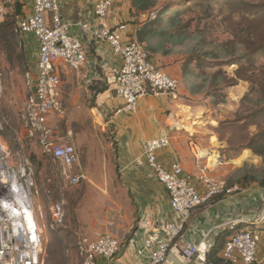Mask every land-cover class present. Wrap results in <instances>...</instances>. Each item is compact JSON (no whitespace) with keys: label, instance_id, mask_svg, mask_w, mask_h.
I'll list each match as a JSON object with an SVG mask.
<instances>
[{"label":"crops","instance_id":"1","mask_svg":"<svg viewBox=\"0 0 264 264\" xmlns=\"http://www.w3.org/2000/svg\"><path fill=\"white\" fill-rule=\"evenodd\" d=\"M13 1H16L22 14L18 15V18L33 11V0ZM59 1L63 19L71 24L73 33L84 38L81 24H94V9L99 0ZM112 1L109 22L113 25L127 24V39L144 44L154 65L177 78L180 86L178 98L166 95L143 97L136 112L121 111L124 100L117 95L113 86L108 85L107 89L96 97V111L100 118L103 117L104 130L108 128L109 137L112 138V141L106 144L107 152L98 153V159L104 162L110 178L113 179L108 186L124 189L132 206L126 229L113 233L122 244L121 252L112 259L99 258L98 264H150L151 252L145 248V241L151 231L147 223L148 215L157 222L178 219L164 185L149 175L147 166L134 164L142 154L144 140L168 133L171 134L172 143L158 153L160 162L167 168L174 162H180L184 174L191 178L198 190L203 191L204 186L199 180L203 165L196 162L192 152L191 142L194 140L203 152L220 154L223 159L219 167L211 166L209 173L217 180L224 179L230 187L240 186L242 192L218 196L210 203L196 208L185 226L183 238L174 241L164 264H199L195 258L186 259L182 254L183 247L189 242H206L209 247L217 245L221 254L231 228L240 221L260 229L254 264H264V228L260 225L261 220H255L262 213L256 217L251 213L261 198L259 192L249 193L244 197L243 186L251 183L245 184L243 177L246 171L254 168L241 164L245 154L252 157L258 154L251 148L238 150L237 147L243 144L240 142L239 145V134L230 133L225 129L228 124H234L238 128L245 122L235 121L238 113H242L243 100L249 91L248 82L236 76L238 65L230 62L235 53L230 52L222 41L210 42L206 31L197 27L196 21L188 22L191 16L180 17L181 1H169L171 4L168 5L166 0ZM24 39L25 50L32 52L34 69L37 63L38 41L33 35H25ZM84 41L88 52L86 64L79 71H74L62 63L60 71L62 78L72 84L74 90L91 92L93 81H104L105 74L112 67L119 66L121 59L107 42L89 37L84 38ZM230 104L235 110L231 117H226ZM188 112L192 119L199 114L200 126H195L194 132L172 126L175 116ZM250 123L251 126L255 124L251 120ZM228 128L232 132L233 129ZM230 137H233L235 142H230ZM211 158L212 156H209L202 162L209 163ZM229 170L233 171L232 174H229ZM247 190L254 191L250 188ZM36 199L39 201L41 198L36 196ZM64 201L66 203V200ZM38 206L36 204V208L40 210L42 207ZM38 220L41 225L43 220L39 219V216ZM43 224L41 227L44 234ZM222 233L224 234L221 235ZM76 241L68 244V259L61 258L60 264H81L75 248Z\"/></svg>","mask_w":264,"mask_h":264},{"label":"built area","instance_id":"2","mask_svg":"<svg viewBox=\"0 0 264 264\" xmlns=\"http://www.w3.org/2000/svg\"><path fill=\"white\" fill-rule=\"evenodd\" d=\"M112 0H99L94 9L93 25L81 24L84 38L107 42L120 57L121 64L105 74V82L113 86L124 100L121 111L136 112L140 100L147 95H166L178 98L180 81L157 67L150 59L144 44L126 37L127 24H111ZM17 30L24 35H33L38 41L37 63L34 69L24 72L28 89L27 99L20 114L23 130L35 139L43 152L52 161L62 166V175L71 185L87 180L83 171L74 172L80 162L76 145L57 135L50 123L54 114H63L65 108L60 99L62 74L60 64L79 71L88 58L87 46L81 35L73 33L71 24L61 15L59 0H33V11L20 16ZM1 82V80H0ZM100 117V116H99ZM190 120V117H189ZM8 121L0 117V264H43V230L38 220L35 197L36 173L32 161L23 151H13L5 142L4 133ZM173 127L185 128L179 118ZM172 143L171 134L143 141L142 154L135 160L137 166H147L149 175L157 178L166 188L170 204L178 215L175 221L157 222L148 215L150 234L145 248L150 249V264H164L176 239L183 238L185 226L192 212L210 203L218 196L233 195L240 186H228L209 172L223 163L220 154L203 152L192 140V152L196 162L203 165L199 180L203 191L198 190L183 171L180 162L167 168L159 160V151ZM212 156L209 163L202 161ZM65 201L51 202L49 227L60 229L66 218ZM258 220H264V212ZM235 224L221 251L224 264H254L260 233ZM253 225V223H252ZM81 264H98L99 258L112 259L122 249L118 237L111 232L99 233L96 237L81 235L75 243ZM209 244L187 243L182 254L186 259L195 258L199 264L208 263ZM67 255L69 254L66 250Z\"/></svg>","mask_w":264,"mask_h":264},{"label":"rangeland","instance_id":"3","mask_svg":"<svg viewBox=\"0 0 264 264\" xmlns=\"http://www.w3.org/2000/svg\"><path fill=\"white\" fill-rule=\"evenodd\" d=\"M169 1L184 2L166 0V3ZM212 1H216L212 5L213 13L196 26L206 31L210 42L227 40L238 45L239 54H247L249 69L246 68L243 77L250 81V95L261 101L262 119L260 135L255 125L244 130V133L249 132L250 136L255 133L254 144L258 146L264 139V0ZM206 2L191 0L190 4L206 7ZM18 15L22 14L16 1L0 0V117L8 121L4 133L6 144L13 151L22 150L34 166L37 184L35 191H38L36 196L41 198L35 201L37 206L42 207L40 210L37 208V215L43 220L41 225L44 223L45 229L43 264H60L61 258L68 259V244L75 242L80 235L94 236L103 232L124 231L131 218L132 206L124 189L108 186L113 179L110 178L107 166L98 159V153L107 152L106 144L112 141V138L109 137L110 130H104L103 117L100 118L96 111V97H93L92 92L74 90L72 84L62 78L59 99L65 110L63 114H54L50 118L57 135L76 145L81 160L73 171H86L87 180L71 185L62 175V166L52 161L51 157L43 152L40 144L28 137L23 130L20 114L28 94L24 72L32 66V52L25 50V35L17 30ZM234 110V106L230 104L226 117H231ZM189 116L190 112L180 113L175 117L181 120L185 129L194 132V127L200 126L199 114L193 115L195 118L190 120ZM246 155L241 164L251 166L260 174L264 173V156ZM243 188L244 197L249 193L259 192L261 199L256 202L257 206L251 212L255 217L259 216L264 212V189L258 183H251ZM248 188L254 191H246ZM60 200H66L65 223L60 229L52 230L49 227V206L51 202ZM250 227V224L239 226L240 229H252ZM254 229L260 232L257 227Z\"/></svg>","mask_w":264,"mask_h":264},{"label":"trees","instance_id":"4","mask_svg":"<svg viewBox=\"0 0 264 264\" xmlns=\"http://www.w3.org/2000/svg\"><path fill=\"white\" fill-rule=\"evenodd\" d=\"M206 7L205 6H198L197 4H190L191 0H184V2H180L181 8V14L179 15L182 17L183 15H191L188 22L196 21L198 24L199 22L205 18H209L210 15L213 13V4L216 1L212 0H206ZM171 4V3H166ZM185 5V6H184ZM191 23H189L190 25ZM223 44L227 45L230 52L235 53V57L230 60L232 63H236L238 65V68L236 69L235 73L237 78L242 79L244 81L250 82L248 78L243 77L244 71H246V68L249 69V59L247 54H239L238 45L235 43H229V41L223 42ZM261 49V48H260ZM259 49V51H260ZM264 50V49H263ZM105 81V80H104ZM103 80H94L93 83L90 86L91 92L93 93V97H97L100 93L104 92L107 89V84ZM252 83V82H251ZM261 101L255 100L250 95V90L246 94L244 100H243V108L242 113L239 112L236 117V122L245 120L244 124L239 125L238 128L235 127L236 125L228 124L225 129L228 127H231L232 133L236 134V132L239 134V147H237L238 150H242L243 148H251L256 154H260L264 156V139L262 140L261 144L258 146L254 144V136L255 133H252L251 136L249 135V132H245L247 128L251 126L250 120L255 123L254 125L257 127L258 135H260V124H261ZM230 142H235L233 137L229 138ZM260 143V142H259ZM243 182L245 184H249L252 182H257L261 187H264V173H258L257 171L250 170L246 171L245 176L243 177ZM260 225L264 228V220L260 221ZM222 233L221 235H223ZM207 260L208 263H215V264H224V259L220 254V248L217 247V245H214L209 248V251L207 253Z\"/></svg>","mask_w":264,"mask_h":264},{"label":"water","instance_id":"5","mask_svg":"<svg viewBox=\"0 0 264 264\" xmlns=\"http://www.w3.org/2000/svg\"><path fill=\"white\" fill-rule=\"evenodd\" d=\"M259 218H255V220H258ZM253 227L255 228L256 226L255 225H253Z\"/></svg>","mask_w":264,"mask_h":264},{"label":"bare ground","instance_id":"6","mask_svg":"<svg viewBox=\"0 0 264 264\" xmlns=\"http://www.w3.org/2000/svg\"><path fill=\"white\" fill-rule=\"evenodd\" d=\"M247 156V155H246ZM245 158V156L242 158V159H244Z\"/></svg>","mask_w":264,"mask_h":264}]
</instances>
